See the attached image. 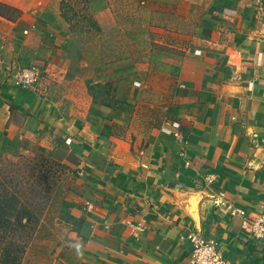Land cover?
Wrapping results in <instances>:
<instances>
[{"label": "crops", "instance_id": "crops-1", "mask_svg": "<svg viewBox=\"0 0 264 264\" xmlns=\"http://www.w3.org/2000/svg\"><path fill=\"white\" fill-rule=\"evenodd\" d=\"M60 1L0 0L15 10L0 11L1 147L15 153L25 134L40 135L93 186L69 210L54 259L190 264L187 235L197 233L230 262L264 264V240L245 227L264 210V0H182L201 8L198 42L180 66L177 120L146 159L105 125L119 109L94 102V86L118 74L101 62L99 39L71 30ZM85 7L97 18L107 10L104 0ZM33 67L36 81L21 84ZM113 84L121 100L129 82Z\"/></svg>", "mask_w": 264, "mask_h": 264}, {"label": "rangeland", "instance_id": "rangeland-1", "mask_svg": "<svg viewBox=\"0 0 264 264\" xmlns=\"http://www.w3.org/2000/svg\"><path fill=\"white\" fill-rule=\"evenodd\" d=\"M104 2L107 10L97 18L81 0H68L70 28L85 41L99 39L101 62L118 74L112 81L129 82L120 93L125 109L105 125L137 159L154 157L177 120L179 70L186 52L198 42L201 8L182 0ZM0 11L15 14L2 5ZM137 63L145 65L144 74L137 68L130 72ZM1 141L0 135V200L5 201L0 210L9 218L11 236L5 239L19 255L15 264H59L54 253L68 233L69 210L86 205L84 196L92 183L79 168L42 149L40 135L25 134L17 152L10 154ZM26 217L30 221L20 227Z\"/></svg>", "mask_w": 264, "mask_h": 264}, {"label": "built area", "instance_id": "built-area-1", "mask_svg": "<svg viewBox=\"0 0 264 264\" xmlns=\"http://www.w3.org/2000/svg\"><path fill=\"white\" fill-rule=\"evenodd\" d=\"M39 76L37 69L26 68L18 74V80L21 84L31 85ZM253 237L264 240V210L260 215L245 225ZM190 241V264H237L228 261L221 249L208 238L197 233H189Z\"/></svg>", "mask_w": 264, "mask_h": 264}, {"label": "trees", "instance_id": "trees-1", "mask_svg": "<svg viewBox=\"0 0 264 264\" xmlns=\"http://www.w3.org/2000/svg\"><path fill=\"white\" fill-rule=\"evenodd\" d=\"M90 0H81L83 5H86ZM68 5V0H61L59 9L61 16L70 22L71 18L66 15L65 6ZM9 8V7H7ZM11 9V8H9ZM14 10V9H11ZM15 11V10H14ZM115 85L112 80L105 81L103 83L97 82L94 86V91L92 94V100L105 107H110L113 109H125L122 105L123 101L119 100L115 96ZM13 198V196H12ZM5 202V201H2ZM0 200V203H2ZM3 209V210H2ZM30 217H26V222H24L20 227H24L30 221ZM9 218L7 217L6 210L1 208L0 210V264H15V260L19 258V255L14 254V244L10 243V240L6 242V237L9 235L10 229L7 227V222ZM14 230V229H13ZM18 250L21 247L18 245Z\"/></svg>", "mask_w": 264, "mask_h": 264}]
</instances>
